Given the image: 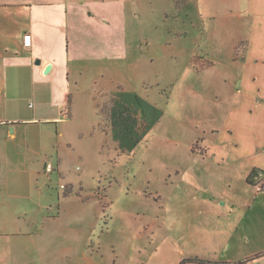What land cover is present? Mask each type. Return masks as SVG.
Returning a JSON list of instances; mask_svg holds the SVG:
<instances>
[{"label": "rangeland", "instance_id": "1", "mask_svg": "<svg viewBox=\"0 0 264 264\" xmlns=\"http://www.w3.org/2000/svg\"><path fill=\"white\" fill-rule=\"evenodd\" d=\"M49 1L81 10L56 51L69 46L83 54L79 73L67 77L62 107L69 116L62 124V174H53L50 189L69 198L58 222L62 243L51 256L60 264H179L196 251L222 260L228 255L211 232L237 223L251 237L236 254L264 251V221L253 216L264 209V192L245 183L250 163L212 131L239 123L230 114L237 75L229 46L233 0ZM238 55L236 47L232 56ZM120 89L163 110L131 152L120 151L97 111ZM34 101H27L29 109ZM232 199L236 212L228 210Z\"/></svg>", "mask_w": 264, "mask_h": 264}, {"label": "crops", "instance_id": "2", "mask_svg": "<svg viewBox=\"0 0 264 264\" xmlns=\"http://www.w3.org/2000/svg\"><path fill=\"white\" fill-rule=\"evenodd\" d=\"M233 2L228 10L235 17L231 19L234 37L229 46L237 75L230 114L237 116L239 123L212 131L222 133L233 151L250 163L245 166V183L253 168L258 176L262 174L259 181L264 183V0ZM80 14V9L64 2L0 0V264H60L56 255L51 256V248L62 243L58 222L69 197L60 198L50 186L53 174H62V124L69 118L62 111L69 91L67 77L71 72L79 73L76 66L83 54L67 50L69 46L56 51V41L68 40ZM25 34L31 37L29 47L23 45ZM236 47L239 58L232 56ZM36 56L41 57L39 64L32 62ZM29 99L37 103L32 109L28 108ZM45 161L54 165L52 172H44ZM236 202H229V212L240 209ZM253 216L255 223L263 222L264 209L256 210ZM211 233L212 239L221 240L222 252L228 256L218 260L194 251L190 258L234 264L264 253L242 258L236 254L251 237L240 223ZM262 257L264 254L237 264H253Z\"/></svg>", "mask_w": 264, "mask_h": 264}, {"label": "trees", "instance_id": "3", "mask_svg": "<svg viewBox=\"0 0 264 264\" xmlns=\"http://www.w3.org/2000/svg\"><path fill=\"white\" fill-rule=\"evenodd\" d=\"M107 101L98 103L97 111L106 118L110 134L122 152H131L163 115L161 108L135 91L120 89ZM257 176L258 170L253 168L247 175L246 182L258 186L259 191H262L264 183L256 180ZM68 195L67 192L63 194L64 197H68ZM262 254L264 253H258L234 264L249 261ZM186 261H197L202 264H227V262L202 258H188ZM186 261L184 260V262ZM184 262L179 264H184Z\"/></svg>", "mask_w": 264, "mask_h": 264}, {"label": "built area", "instance_id": "4", "mask_svg": "<svg viewBox=\"0 0 264 264\" xmlns=\"http://www.w3.org/2000/svg\"><path fill=\"white\" fill-rule=\"evenodd\" d=\"M30 44H31V37H30L29 34H25L23 36V45L25 47H29ZM43 169H44L45 173H50V172H52L54 170V165L50 161H47L44 164V168ZM60 187L63 188V189L65 188V186L63 184H60Z\"/></svg>", "mask_w": 264, "mask_h": 264}, {"label": "water", "instance_id": "5", "mask_svg": "<svg viewBox=\"0 0 264 264\" xmlns=\"http://www.w3.org/2000/svg\"><path fill=\"white\" fill-rule=\"evenodd\" d=\"M36 63L39 64V63H40V60L37 59V60H36ZM49 69H50V65H47L46 68H45V71L48 72Z\"/></svg>", "mask_w": 264, "mask_h": 264}]
</instances>
